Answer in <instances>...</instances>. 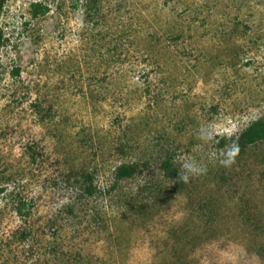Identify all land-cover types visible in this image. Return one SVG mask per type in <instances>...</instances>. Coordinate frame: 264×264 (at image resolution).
Segmentation results:
<instances>
[{
  "label": "rangeland",
  "instance_id": "rangeland-1",
  "mask_svg": "<svg viewBox=\"0 0 264 264\" xmlns=\"http://www.w3.org/2000/svg\"><path fill=\"white\" fill-rule=\"evenodd\" d=\"M3 1L0 264H264V0Z\"/></svg>",
  "mask_w": 264,
  "mask_h": 264
},
{
  "label": "trees",
  "instance_id": "trees-1",
  "mask_svg": "<svg viewBox=\"0 0 264 264\" xmlns=\"http://www.w3.org/2000/svg\"><path fill=\"white\" fill-rule=\"evenodd\" d=\"M3 0L0 1V9L3 4ZM32 16L35 17L38 14H43L46 12L45 6L42 4H33L32 5ZM0 44H1V32H0ZM234 143V146L237 147L240 151L245 149L247 146L254 144L256 142L264 140V120H258L249 125L245 130H243L237 137L231 139ZM223 144V142H221ZM161 168L164 171L167 177H175L177 175V169L173 166V164L169 161H163L161 164ZM137 170L136 164L131 165H120L115 171V179L121 180L130 178L134 175ZM89 175L84 178V192L87 195H92L94 193V189L91 186V182L89 183L87 180L89 179ZM22 237L25 238L26 234L23 233Z\"/></svg>",
  "mask_w": 264,
  "mask_h": 264
}]
</instances>
